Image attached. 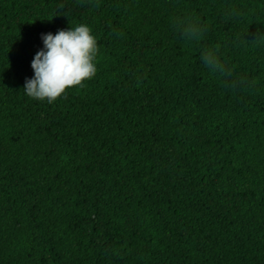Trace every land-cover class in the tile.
I'll use <instances>...</instances> for the list:
<instances>
[{
	"label": "trees",
	"instance_id": "obj_1",
	"mask_svg": "<svg viewBox=\"0 0 264 264\" xmlns=\"http://www.w3.org/2000/svg\"><path fill=\"white\" fill-rule=\"evenodd\" d=\"M81 24L94 78L28 97L42 36ZM0 264H264V0H0Z\"/></svg>",
	"mask_w": 264,
	"mask_h": 264
},
{
	"label": "clouds",
	"instance_id": "obj_2",
	"mask_svg": "<svg viewBox=\"0 0 264 264\" xmlns=\"http://www.w3.org/2000/svg\"><path fill=\"white\" fill-rule=\"evenodd\" d=\"M227 15H243L235 9L226 10ZM173 29L188 43L199 42L207 31L206 25L191 17L175 16ZM118 35H123L119 33ZM45 50L39 51L32 62L34 78L26 80L24 92L30 98L54 103L67 90L83 87L84 82L94 78L98 46L91 29L81 24L68 31H59L55 36H42ZM260 34L257 33V40ZM201 61L209 73L223 78L225 87L238 89L251 86L245 77H234L233 69L220 59L219 45L201 51Z\"/></svg>",
	"mask_w": 264,
	"mask_h": 264
}]
</instances>
